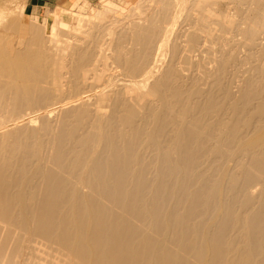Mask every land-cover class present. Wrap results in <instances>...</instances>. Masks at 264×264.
Returning a JSON list of instances; mask_svg holds the SVG:
<instances>
[{"label":"bare ground","instance_id":"1","mask_svg":"<svg viewBox=\"0 0 264 264\" xmlns=\"http://www.w3.org/2000/svg\"><path fill=\"white\" fill-rule=\"evenodd\" d=\"M191 1L0 0V264H264V0Z\"/></svg>","mask_w":264,"mask_h":264},{"label":"rangeland","instance_id":"2","mask_svg":"<svg viewBox=\"0 0 264 264\" xmlns=\"http://www.w3.org/2000/svg\"><path fill=\"white\" fill-rule=\"evenodd\" d=\"M14 1L16 2V6H17V3H18L19 8L17 6V9H19L18 11L21 13V22L30 23V22L33 21V19L37 18V19H41L42 23H45L46 25L49 26L50 25L49 23L52 21L53 14L55 12H57L56 10H59V9L61 10L63 8H68L74 3L79 8L84 9V11L88 13V12H92V10H95V9H98V10L102 9V5H104V1L105 0H103V1L102 0H14ZM109 1L114 2L115 4L118 5V7H117L118 10H115L114 11L115 13L118 12L119 10L120 11L122 10L121 11L122 13L119 11L120 13L118 12V13L115 14L118 17L114 16V13H111L112 17L113 16L116 17L115 19L119 18V16H121L122 14H124L122 16H125L128 13L131 14L130 12H132V10H134L133 13H135L136 10H138V7H139L140 11H141V9L149 8L150 6L147 7L146 5L151 4L150 0H148V1L147 0H138V1L137 0H109ZM180 1H181V5L179 7H177V10H176V21H174V23H172L171 26H170L171 27L170 28V32H169V34H171L170 38L174 37V35L176 36L179 33V31L182 30L185 27L186 22H185V24L183 23V18L184 17L186 18L187 16H189V13H192L191 6H190L192 4V1L191 0H180ZM135 2H138V3H135ZM131 5H132V8H131ZM185 6H187L188 9ZM184 7H185V10H184ZM189 8H190V10H189ZM127 10H128V12H127ZM186 12H187V14H186ZM185 14H186V16H185ZM122 16L120 18H123ZM190 16H192V14ZM190 16H189V19L192 18V17L190 18ZM63 19H64L63 21H65V23L69 27L70 26L73 27L74 21L72 20V17L64 15ZM28 21H30V22H28ZM175 31H177V32H175ZM173 33H175V34H173ZM239 49L242 50L243 48H239ZM106 50L107 49H105V51H104L105 55H109L110 53H108ZM240 50H238V51H240ZM243 51H245V50L243 49L242 53L241 52L239 53L240 55H242V57L244 55ZM161 54H162V56L160 55L159 59L156 60V62L157 61L158 62L157 63L155 62L154 66L152 67L153 71H155L154 73H156V74H158V73L160 74V72H162L164 70V68L167 66V64L169 62L170 55H169V52H168V46H166V48L163 49ZM253 62L254 63H252V64H254V65L260 64V61H258V60H256V62L254 60ZM111 64L112 63L109 64L110 65L109 69H111V71H114V74L112 75V82L114 84H116L113 87V89H115V87L117 88L119 86V84L124 82V80L127 79V78L124 77L120 73V71L117 70L118 68H116L114 64H112V66H111ZM155 65H156V67H155ZM161 68H163V69H161ZM248 69H249V65L245 64V63L242 64V66H241V64L240 65L233 64V63L229 64L227 66V68H226L225 73L223 74L222 82H223L224 91H226L227 93H228V91L230 89L235 91L238 83L242 80L241 78H244V76H247V74L250 73L248 71ZM239 74L240 75L242 74L243 77L240 76ZM104 109L107 110V111L109 110L108 108H104ZM250 115H251V112L250 113L248 112V114L241 120V122H240V128L241 129H245L246 128V126H247V124L245 122L246 121V117H248ZM55 116H56V114L53 115V118H55ZM232 165H233L232 163H229L228 167H232Z\"/></svg>","mask_w":264,"mask_h":264}]
</instances>
